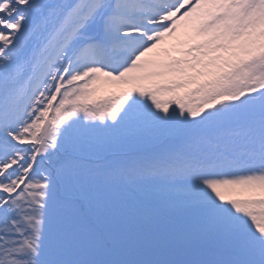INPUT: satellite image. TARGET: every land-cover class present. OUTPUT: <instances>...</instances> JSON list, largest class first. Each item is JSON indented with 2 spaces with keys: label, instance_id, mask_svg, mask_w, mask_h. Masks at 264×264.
Listing matches in <instances>:
<instances>
[{
  "label": "snow or ice",
  "instance_id": "obj_1",
  "mask_svg": "<svg viewBox=\"0 0 264 264\" xmlns=\"http://www.w3.org/2000/svg\"><path fill=\"white\" fill-rule=\"evenodd\" d=\"M0 264H264V0H0Z\"/></svg>",
  "mask_w": 264,
  "mask_h": 264
},
{
  "label": "trees",
  "instance_id": "obj_2",
  "mask_svg": "<svg viewBox=\"0 0 264 264\" xmlns=\"http://www.w3.org/2000/svg\"><path fill=\"white\" fill-rule=\"evenodd\" d=\"M105 91H118V89H106Z\"/></svg>",
  "mask_w": 264,
  "mask_h": 264
},
{
  "label": "rangeland",
  "instance_id": "obj_3",
  "mask_svg": "<svg viewBox=\"0 0 264 264\" xmlns=\"http://www.w3.org/2000/svg\"><path fill=\"white\" fill-rule=\"evenodd\" d=\"M112 90V89H111Z\"/></svg>",
  "mask_w": 264,
  "mask_h": 264
}]
</instances>
